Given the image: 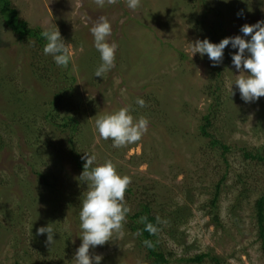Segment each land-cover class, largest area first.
<instances>
[{"label": "rangeland", "instance_id": "374dc122", "mask_svg": "<svg viewBox=\"0 0 264 264\" xmlns=\"http://www.w3.org/2000/svg\"><path fill=\"white\" fill-rule=\"evenodd\" d=\"M10 1L29 26L59 29L72 53L70 70L63 69L76 81L56 85L34 76L29 43L0 21V264H75L88 186L67 155L73 148L68 136L51 128L39 108L65 86L63 113L80 119L76 150L95 155L93 166L111 160L119 174L131 178L121 231L90 248L93 257L102 255L100 264H149L147 250L126 225L143 203L160 216L158 243L169 264H218L214 258L220 264H264L256 218L264 161L245 159L241 151H264V97L242 99L234 83L240 71L232 63L238 49L231 44L224 50L227 59L216 66L206 54L192 53L214 19L223 24L224 38L243 35L244 24L264 20V0H140L135 10L127 0H106L103 7L95 0ZM102 16L112 27L108 42L118 47L115 66L96 77L102 60L90 29ZM218 69L221 76L215 78ZM211 84L221 101L211 131L232 147L228 163L200 132L214 102ZM125 107L149 125L141 140L117 148L99 135L95 122ZM222 178L217 224L210 200ZM48 224L56 232L53 245L45 243L47 233L37 234ZM200 254H207L201 263Z\"/></svg>", "mask_w": 264, "mask_h": 264}, {"label": "clouds", "instance_id": "9594fccd", "mask_svg": "<svg viewBox=\"0 0 264 264\" xmlns=\"http://www.w3.org/2000/svg\"><path fill=\"white\" fill-rule=\"evenodd\" d=\"M106 0H95V3L103 7ZM227 2V0H225ZM108 4H115L117 0H107ZM129 8L135 10L140 6V0H127ZM95 48L99 51L102 63L96 69V77L104 75L115 66V53L118 45L108 42L112 27L106 17H100L91 27ZM243 35L225 37L219 43L211 42L205 38L193 43V56L199 53L205 54L212 61L213 66L223 62L224 50L231 44L233 49H238L232 55V63L240 71L235 84L239 88L242 99L245 102H253L264 97V20L255 24H244L241 28ZM41 35L46 38L43 51L51 55L58 66L67 67L72 59L69 46L62 39L58 30H45ZM250 36V39L246 37ZM233 83V84H234ZM229 87L233 93L232 85ZM141 107H145L143 99H137ZM99 135L113 141V147H125L138 142L147 132L149 122L140 117L136 120L130 114L128 108H120L118 111L100 116L96 120ZM82 159L86 161L80 179L87 183L88 191L82 200L79 212L81 228L83 230L82 244L76 251L75 264H100L102 255L90 254V248L102 246L112 240L114 233H119L126 219L129 208L125 206V193L131 183V178L118 173L111 160L93 167L96 161L95 155L85 153ZM151 228V225H149ZM47 233V245L55 243L54 228L51 224L40 227L38 235Z\"/></svg>", "mask_w": 264, "mask_h": 264}, {"label": "trees", "instance_id": "16d2710c", "mask_svg": "<svg viewBox=\"0 0 264 264\" xmlns=\"http://www.w3.org/2000/svg\"><path fill=\"white\" fill-rule=\"evenodd\" d=\"M218 14L217 11H215ZM219 17V16H218ZM3 20L4 23L11 28V30L18 35V38L22 42H26L29 46L28 51L30 52L31 63L30 67L33 70L34 76L38 79L51 82L55 81L56 85L58 83L70 82V86H73V83L76 81V77L70 74V72H66L63 69V66H58L55 63L54 58L51 55H46L43 51V48L46 44V38H44L41 33L43 30L41 27H31L28 25L27 21L22 20L19 16V12L16 8L12 7V3L10 0H0V21ZM199 22V23H198ZM198 28H203V23L198 21ZM219 18L217 20H213L212 23H209V32L208 39L211 42L219 43L225 35V29L223 28V24L220 23ZM201 24V25H200ZM27 45V46H28ZM227 59V52L224 54L223 60ZM67 69L70 70V67L67 66ZM220 69L215 71V78H219L221 76ZM55 78V79H54ZM60 86V85H59ZM210 94L212 93V97L214 99L213 105H211V110L209 113L205 114L203 117V124L200 126V132L202 136L209 139L211 147H218L222 150L221 156L224 158V162L228 163L227 154L232 151V147L226 144L223 140L216 138L211 131L213 126V120L215 119V114L213 110L219 109L221 106V101L218 97H216L217 93L213 89V85H208ZM70 88V87H69ZM68 93V87L56 89L49 97L44 99L43 107L41 109V113H43L46 122L49 124L51 128H53L56 132L61 134H65L68 136L66 138V142L68 144H72L73 148L69 149L67 155L68 157L74 160V164L76 169L83 171V165L85 160L82 159V155L79 150H76V136L80 134V119L77 116L68 115L67 113H63L64 107L62 106V98L64 94ZM20 99V98H18ZM20 101V100H19ZM26 105V104H25ZM48 106V107H47ZM46 107V108H44ZM20 121L23 122L24 119L20 116ZM26 124V122H24ZM1 139V138H0ZM2 140V139H1ZM3 142H0L2 145ZM243 155L245 159H252L258 162L264 161V151L262 148H253L247 149L242 148ZM95 167V166H93ZM43 183L48 187L50 183L47 182V177L43 173H39ZM241 176V175H239ZM243 180V176H241ZM244 182V180H243ZM224 183V178H222L218 184L216 185V191L213 194L211 201V205L214 208V222L219 224V209L217 206L219 201V193L221 185ZM53 189V184L51 187V191ZM55 189H53V192ZM256 218L257 225L259 229V239L261 242V250L264 255V191L261 196L256 201ZM162 219V218H161ZM178 218H172L171 222H176ZM160 216L155 214L154 209L151 207L149 203H143L140 206V210L135 212L132 216H129L127 220V229L137 234L140 243L147 250L148 258L150 259L149 264H169L171 259L168 258L167 253L161 248L158 243V229L160 227ZM151 225V228H149ZM207 254H200L197 256L196 260L198 262H202L204 257ZM194 260V259H191ZM214 260L220 264V260L218 258H214Z\"/></svg>", "mask_w": 264, "mask_h": 264}]
</instances>
